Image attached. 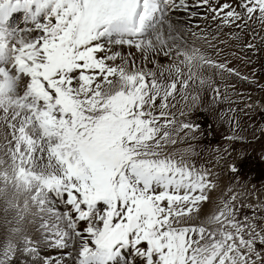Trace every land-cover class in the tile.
Returning <instances> with one entry per match:
<instances>
[{
    "label": "snow or ice",
    "instance_id": "1",
    "mask_svg": "<svg viewBox=\"0 0 264 264\" xmlns=\"http://www.w3.org/2000/svg\"><path fill=\"white\" fill-rule=\"evenodd\" d=\"M262 32L264 0H0V264H264L246 152L192 143L264 137L217 81L258 85Z\"/></svg>",
    "mask_w": 264,
    "mask_h": 264
},
{
    "label": "rangeland",
    "instance_id": "2",
    "mask_svg": "<svg viewBox=\"0 0 264 264\" xmlns=\"http://www.w3.org/2000/svg\"><path fill=\"white\" fill-rule=\"evenodd\" d=\"M200 12H203V9L199 10ZM174 22H178L180 24L181 27L183 28H188V26H190L194 31L199 32L200 28L204 27V22L191 17L188 13H177L176 16L174 17ZM197 24H199V28L197 27ZM259 30V29H258ZM261 35H264V32L261 33ZM187 36V37H186ZM185 39L189 42L190 45H194L196 47H200L202 49L207 50V45L203 43V41L198 40L195 36H191L188 33L186 34L185 32ZM235 66L239 67L240 71L244 74L247 75H251V71L252 69L250 68H246L243 63H238L235 62ZM256 67H259V65L257 64ZM210 74V72H209ZM259 83L258 85L255 86H250L247 82H237L234 79L228 77L227 75H225L222 79L217 77V81L222 89V91H225V94L228 95L230 97V100L232 101H236L237 103L232 104L233 107H237V108H243L244 107V103L245 102H250L253 104V110L250 111L251 116L253 117L252 120V125L253 127H256L257 129L260 127V123H259V118L257 116L256 117V113H264V90H261V85H264V76H258L257 77ZM225 83H236L237 85V92L243 93L244 97H247L249 94L251 95V101H245L242 100V98L240 96H237L235 93H233L231 88H228L225 90ZM209 95H211V93H209ZM228 103H225L223 105L224 109H227L228 107ZM198 108L200 109H204L205 105H200ZM203 115H206L205 113ZM192 119L196 120V123L201 124L199 118L194 117L192 118V115L189 113L186 116V119ZM218 131L219 134H228V128L225 125L224 127L220 128L217 127L216 129ZM241 135H245L248 137V139L251 141L250 143H236L235 145H231L229 148L231 147H235V149L237 151H241L244 150L245 152H250L251 154H254L255 156H248L247 160H246V167L245 165L242 166V169L246 171H248L249 169L251 170L249 172V175H251V172L253 170V173H255V177H260L264 175V168L262 167V164L258 163V159L261 161V157L264 156V137H261V139L259 140H252V129L249 128L246 132H242ZM256 136H260L259 131L256 132ZM192 143L195 145L196 150H199L198 153H201L200 156L197 157V161L200 164H204L206 166H208L209 168L212 169H217V165H216V156L218 155L217 153V148H222L221 146H219L220 143H215L212 146H197L196 143L194 141H192ZM186 144H179L177 146L178 149H183L184 147H186ZM211 152V153H209ZM234 156H238V154H233ZM258 158V159H257ZM254 160L256 165H253L254 163L251 161ZM262 162V161H261ZM264 165V162H262ZM248 168V169H247ZM222 182L223 185L229 186V181H230V177L228 175V173L225 171L222 173ZM253 189L257 190V189H261L264 192V177L261 178L256 185L253 187ZM252 189V192H254ZM248 190V189H247ZM246 201L248 200V197L245 198ZM251 202L252 203H256V200H253L251 198ZM43 250V251H42ZM42 252L45 251H50V249H41Z\"/></svg>",
    "mask_w": 264,
    "mask_h": 264
},
{
    "label": "bare ground",
    "instance_id": "3",
    "mask_svg": "<svg viewBox=\"0 0 264 264\" xmlns=\"http://www.w3.org/2000/svg\"><path fill=\"white\" fill-rule=\"evenodd\" d=\"M178 23V22H177ZM178 25L180 26V24L178 23ZM188 27H190V26H188ZM186 34H187V32H186ZM187 37V36H186ZM185 37V38H186ZM49 250V249H48ZM43 251V250H42ZM51 251V250H50ZM56 255H59V253H55Z\"/></svg>",
    "mask_w": 264,
    "mask_h": 264
}]
</instances>
